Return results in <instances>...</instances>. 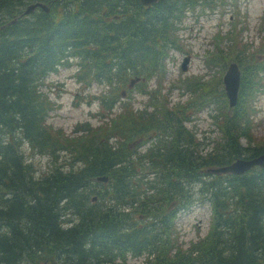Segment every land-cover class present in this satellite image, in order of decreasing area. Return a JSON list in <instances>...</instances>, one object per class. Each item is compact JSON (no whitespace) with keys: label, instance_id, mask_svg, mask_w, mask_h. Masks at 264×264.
<instances>
[{"label":"trees","instance_id":"obj_1","mask_svg":"<svg viewBox=\"0 0 264 264\" xmlns=\"http://www.w3.org/2000/svg\"><path fill=\"white\" fill-rule=\"evenodd\" d=\"M28 1L0 0V264H123L128 254L144 255L141 264H264V168L205 170L264 150V137L252 133L264 42H243L233 25L204 60L209 70L229 60L240 66L232 109L219 74L185 81L188 99L171 104L162 86L167 52L179 44L176 23L207 0L148 8L138 0H41L49 12L8 23ZM72 64L77 82L103 84L97 98L107 113L132 76L143 78L138 88L149 97L140 109L122 102L101 124L67 134L47 123L55 101L44 88L49 73ZM202 109L214 111L219 130L207 151L186 126ZM23 140L50 156L45 175L24 162ZM196 195L208 200L211 222L185 243L176 214Z\"/></svg>","mask_w":264,"mask_h":264},{"label":"rangeland","instance_id":"obj_2","mask_svg":"<svg viewBox=\"0 0 264 264\" xmlns=\"http://www.w3.org/2000/svg\"><path fill=\"white\" fill-rule=\"evenodd\" d=\"M240 6L247 13L248 30L246 37L250 40L259 39L258 24L261 20V14L264 11V0H240ZM229 10L224 13L227 15ZM221 18L222 27L225 29L228 25L227 17L220 14L218 10L208 11L202 15L189 13L183 21V29L180 33V38L185 47V50H171L168 60L167 72L165 80L170 81L177 77L185 78L191 74H200L204 72L202 58L204 50L208 46L212 34L217 28V22ZM256 41V40H255ZM187 51L188 53H186ZM190 56L188 68L186 72H181L179 64L185 55ZM68 69V70H67ZM74 68H62L57 74H51L47 77V81L53 83L52 93L53 99H56L60 108L55 114H52L50 121L56 126H62L70 132L73 125L80 121H90L91 123L98 122V118L94 116L98 110L96 102L88 103L84 101L78 106L74 105L75 92L77 85L72 78ZM59 82V83H58ZM76 89V90H75ZM98 91V88L93 86L91 92ZM178 98L177 90L172 91V100ZM139 96L136 97L135 103H138ZM256 107L259 108L258 118L262 119L260 125L255 129L257 135H264V94L260 95L256 101ZM197 129L198 135L204 136V148L207 147L206 140L215 136L212 132L213 126L206 114L203 112L198 119L190 124ZM24 155L29 161H32L39 173H45L50 168V162L47 156L32 153L28 147L24 146ZM196 188V186H195ZM197 197V196H195ZM197 197L193 200L186 209L180 210L177 215V227L180 237L188 240L195 237L197 234L203 235L207 228L210 218V209L205 201L198 200ZM137 261L129 259L127 264H135Z\"/></svg>","mask_w":264,"mask_h":264},{"label":"water","instance_id":"obj_3","mask_svg":"<svg viewBox=\"0 0 264 264\" xmlns=\"http://www.w3.org/2000/svg\"><path fill=\"white\" fill-rule=\"evenodd\" d=\"M146 1L153 2L154 0H142V2H146ZM186 60L187 58H185V61L183 62V67H185ZM238 76L239 73L238 70L236 69L235 64H231L228 71L223 76L226 94L228 96L230 105H233L236 100V92H237L238 78H239ZM253 165L264 166V153L249 159H237L228 165L214 167L211 168L210 170L213 172L241 173L249 169ZM98 179L106 180V177L102 176V177H98Z\"/></svg>","mask_w":264,"mask_h":264},{"label":"bare ground","instance_id":"obj_4","mask_svg":"<svg viewBox=\"0 0 264 264\" xmlns=\"http://www.w3.org/2000/svg\"><path fill=\"white\" fill-rule=\"evenodd\" d=\"M17 7V6H16ZM175 14V13H174ZM84 59V58H83ZM68 70V69H67ZM43 77V76H42ZM59 83V82H58ZM76 90V89H75ZM247 137V136H246ZM18 146V145H17ZM64 163V162H63Z\"/></svg>","mask_w":264,"mask_h":264}]
</instances>
